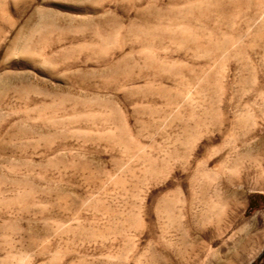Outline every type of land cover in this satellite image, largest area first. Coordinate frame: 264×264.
Listing matches in <instances>:
<instances>
[{"label": "rangeland", "instance_id": "374dc122", "mask_svg": "<svg viewBox=\"0 0 264 264\" xmlns=\"http://www.w3.org/2000/svg\"><path fill=\"white\" fill-rule=\"evenodd\" d=\"M263 253L264 0H0V264Z\"/></svg>", "mask_w": 264, "mask_h": 264}, {"label": "bare ground", "instance_id": "6f19581e", "mask_svg": "<svg viewBox=\"0 0 264 264\" xmlns=\"http://www.w3.org/2000/svg\"><path fill=\"white\" fill-rule=\"evenodd\" d=\"M8 59H9V57L7 56V58L5 59V64H6V65H9V63H8Z\"/></svg>", "mask_w": 264, "mask_h": 264}, {"label": "trees", "instance_id": "16d2710c", "mask_svg": "<svg viewBox=\"0 0 264 264\" xmlns=\"http://www.w3.org/2000/svg\"><path fill=\"white\" fill-rule=\"evenodd\" d=\"M263 255H264V253H263Z\"/></svg>", "mask_w": 264, "mask_h": 264}]
</instances>
